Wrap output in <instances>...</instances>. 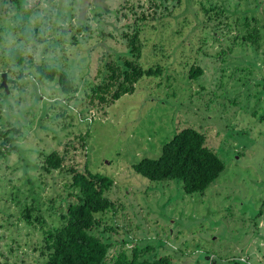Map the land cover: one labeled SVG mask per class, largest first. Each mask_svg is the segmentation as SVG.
I'll list each match as a JSON object with an SVG mask.
<instances>
[{"label": "rangeland", "instance_id": "1", "mask_svg": "<svg viewBox=\"0 0 264 264\" xmlns=\"http://www.w3.org/2000/svg\"><path fill=\"white\" fill-rule=\"evenodd\" d=\"M30 1L26 22L18 4L0 0V264H42L44 228L60 226L78 201L70 168L114 179L105 193L113 208L98 215L99 232L113 228L103 234L111 261L138 248L141 260L264 264V0ZM136 29L139 58L129 43ZM13 50L30 63L11 60ZM125 59L163 73L107 108L93 105L106 64ZM45 64L69 75L72 99L58 79H39ZM185 128L226 165L204 193L133 168L159 159ZM55 151L64 168L47 173Z\"/></svg>", "mask_w": 264, "mask_h": 264}, {"label": "trees", "instance_id": "2", "mask_svg": "<svg viewBox=\"0 0 264 264\" xmlns=\"http://www.w3.org/2000/svg\"><path fill=\"white\" fill-rule=\"evenodd\" d=\"M11 1L18 4L26 15L24 20L28 22L29 16L35 11V9H26L27 6L32 5L31 1ZM38 3L39 0L36 1V4ZM227 28L232 30L230 24H227ZM138 29L136 34L131 35L129 43L132 47L131 53L139 58L141 45ZM129 37L130 35L127 38ZM237 39L239 35L235 40ZM10 59L16 60L18 64L29 62L21 50H13ZM124 61L106 64L107 77L101 84L91 89L90 99L93 105L107 108L123 96L133 94L143 77H158L163 73L161 66L144 68L140 63L130 59ZM36 71L39 79L52 82L58 79L62 92L69 99L75 96L78 89L74 87L67 73L47 64L36 65ZM202 73L199 67L193 66L190 69L192 79L199 78ZM8 80L11 83L9 76ZM1 90L5 91L2 87ZM5 93L7 94V91ZM64 164L65 156L55 151L45 157L42 169L51 173L54 170H63ZM133 168L136 173L151 181L180 180L187 194H195L204 193L225 171L226 165L207 146L205 135L193 128H185L163 146L159 159L144 158L134 164ZM68 172L73 174L69 187L78 190L76 195L78 201L71 203L66 213L61 215L60 226L44 228V245L41 247L42 264H173L168 256L141 260L138 248L134 249L131 258L126 251H122L114 260H109V252L114 243H110V239L103 234L113 228L106 226L104 232H99L104 222L98 215H104L113 208L112 200L105 193L113 188L114 179L101 173L79 172L74 168H70ZM25 213L30 222L32 218L30 210L26 209Z\"/></svg>", "mask_w": 264, "mask_h": 264}, {"label": "water", "instance_id": "3", "mask_svg": "<svg viewBox=\"0 0 264 264\" xmlns=\"http://www.w3.org/2000/svg\"><path fill=\"white\" fill-rule=\"evenodd\" d=\"M3 81H2V88L6 89L7 92H9V86H8V77H7V74L4 73L3 74Z\"/></svg>", "mask_w": 264, "mask_h": 264}]
</instances>
